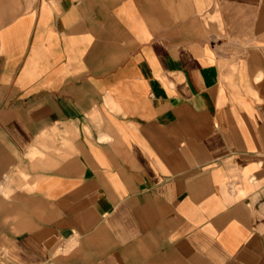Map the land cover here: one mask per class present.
Masks as SVG:
<instances>
[{"label": "crops", "instance_id": "1", "mask_svg": "<svg viewBox=\"0 0 264 264\" xmlns=\"http://www.w3.org/2000/svg\"><path fill=\"white\" fill-rule=\"evenodd\" d=\"M0 264H264V0H0Z\"/></svg>", "mask_w": 264, "mask_h": 264}]
</instances>
